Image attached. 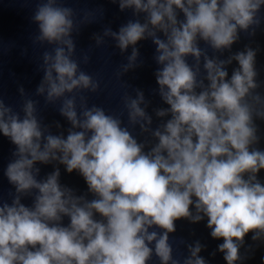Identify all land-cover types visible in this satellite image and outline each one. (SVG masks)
<instances>
[{"label":"clouds","instance_id":"obj_1","mask_svg":"<svg viewBox=\"0 0 264 264\" xmlns=\"http://www.w3.org/2000/svg\"><path fill=\"white\" fill-rule=\"evenodd\" d=\"M111 2L121 11L132 9L134 16L146 15L143 23L130 19L118 32L107 27L102 35L94 34L96 46L105 37L121 53L132 46L118 74L122 77L140 66L137 42L151 38L161 66L155 72L159 95L169 105L154 111L157 117L171 118L153 129L146 112L150 102L140 89H135V98L123 97L128 126L102 107H89L84 95L78 110L74 93L100 88L73 59V34L91 14L77 22L74 10L58 0L38 3L32 17L38 25L35 42L52 47L42 54L44 76L36 95L47 104L60 101L59 112L71 127L66 138L53 135L38 117V101L25 100L21 117L0 98V132L16 145L15 159L5 171L15 195L9 193L11 204L0 200V264H147L153 254L160 264H206L199 241L187 246L190 255L182 261L174 259L169 243L176 220L196 223L205 217L212 238H223L218 250L225 261L235 264L242 259L239 250L248 232H254L253 241L264 237V185L257 179L264 169V151L250 150L259 143L254 117L264 119V97L256 91L261 87L256 50L246 46L219 59L199 42L223 54L240 39V31L254 36L264 0ZM178 10L184 19H178ZM89 59L84 55L83 63ZM233 60L239 67L228 79L226 66ZM19 92L26 95L23 87ZM129 126H139L155 142H138ZM54 161L68 173L77 170L96 198L77 196L61 185L59 168L38 180L35 164ZM33 190V205L25 206L21 199ZM64 217L70 218L67 226L62 225ZM153 226L164 231H149ZM153 242L154 250L149 246Z\"/></svg>","mask_w":264,"mask_h":264},{"label":"water","instance_id":"obj_2","mask_svg":"<svg viewBox=\"0 0 264 264\" xmlns=\"http://www.w3.org/2000/svg\"><path fill=\"white\" fill-rule=\"evenodd\" d=\"M46 2V0H0V98L4 103L20 113L23 103L27 99L38 101L37 114L42 124L49 125L53 135L64 134L67 136V130L71 127L70 123L59 112L60 101L55 104H47L44 96L36 95V89L43 79L44 72L40 68L42 65V54L44 51H51V45H40L35 42L38 35V25L33 22L37 4ZM60 6L71 7L76 16L77 22L84 20L85 14L90 13L88 22L79 24V33H74L73 38L76 43V52L73 59L80 63L81 70L93 76L100 82V88L96 93L81 91L74 93L77 95V106L79 110V96L87 97L88 106L96 105L104 108L105 112L110 115L118 116L124 126H128L127 109L124 106L123 97L125 94L135 98V89L143 91L145 100L149 101L146 112L152 116L153 123L151 127L155 129L162 122H166L171 116L163 118L155 115L154 109L168 108L169 105L163 102L159 95V85L156 82L155 72L161 67L154 59L156 53V45L151 38L140 40L135 47L139 50L137 63L140 65L129 70L122 77L118 74L122 72V65L127 64V57L131 55L132 46L121 53L115 45L116 42L110 37H105V43L96 46L93 39L94 34L102 35L105 28L110 27L113 31L118 32L119 28L126 24L130 19H140L143 23L146 14L140 13L139 16L133 15L132 9L121 11L118 3H112L111 0H58ZM259 16L261 24L256 28L255 35H249L240 31V39L234 43L231 50L225 49L223 54L214 52L202 40L199 46L207 50L210 57H219V59H227L230 55L244 51L246 46L256 50L255 69L258 72L257 82L261 87L256 91L264 97V5H262ZM178 19H184L183 13L178 10ZM251 32V29H249ZM164 39L163 33L157 34ZM89 56V62L83 63V56ZM188 63H194L192 57L187 58ZM203 60L201 61V65ZM228 79L231 78L234 69L239 67L237 61L233 60L227 65ZM203 75V68L201 70ZM207 84V81H205ZM23 87L26 95L21 96L19 88ZM197 91H200L197 89ZM143 107V105H141ZM57 123L60 127H57ZM254 123L257 125V135L260 138L259 143L252 145L251 148H257L264 151V119L254 117ZM129 130L135 136L138 142L145 140L151 141V136L141 134L139 126ZM149 147L145 148L148 151ZM16 151L10 138L0 132V200L11 204V192L15 195V186L9 183L5 175L7 165L15 159L13 152ZM36 168L40 169L37 176L38 180H43L48 174L60 170L59 182L63 186H67L74 190L77 196L84 195L86 199L92 200L96 197L88 190V185L83 176L74 170L68 173L66 167L58 162L43 164L37 162ZM247 178V175L244 177ZM257 179L264 185V169L257 173ZM35 191L33 195L24 196L21 203L31 207L33 205ZM195 197L193 200L195 201ZM190 210L195 214L194 204L190 206ZM96 219H101L96 214ZM70 223L69 217H64L62 225L67 226ZM176 231L170 233L169 243L173 247L174 259L186 258L190 255L188 245H194L199 241L204 247L199 253L206 261V264H227L224 259V253L218 250V245L222 244L223 238L214 239L211 236V229L207 227V217L202 221L192 223L188 219H178L175 221ZM149 231H157L162 233L164 230L156 226ZM253 231L248 232L244 237V244L239 250L242 257L235 264H264V237L260 240L253 241ZM154 250V242L149 245ZM147 264H160L159 259L153 254L152 259Z\"/></svg>","mask_w":264,"mask_h":264}]
</instances>
